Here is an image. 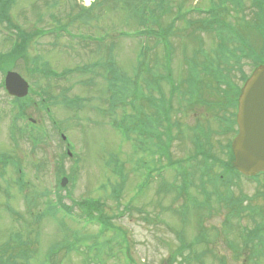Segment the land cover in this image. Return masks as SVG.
I'll return each mask as SVG.
<instances>
[{
    "label": "rangeland",
    "instance_id": "374dc122",
    "mask_svg": "<svg viewBox=\"0 0 264 264\" xmlns=\"http://www.w3.org/2000/svg\"><path fill=\"white\" fill-rule=\"evenodd\" d=\"M7 1H11L7 11H0V63L5 62L0 70V246L14 238L9 249L14 251L16 264H264L262 258L252 256L258 246L246 233L254 225L250 209L262 214L255 225L264 226V172L252 180L239 175L236 180L241 186L222 189L219 182L224 180V169L219 164L195 155L186 139L162 141L160 146L169 147L173 154L166 158L172 168L179 166L178 159L187 152L194 155L189 166L191 182L180 191L171 185H179L180 177L164 165L162 150L153 139L155 125L163 116L178 119L158 98V84L162 78L170 84L171 77L179 82L184 73L177 72V63L182 64L184 54L189 56L194 41L202 38L206 46L209 36L200 37L201 30L188 22L206 16L212 1L94 0L90 11L79 18L83 0ZM247 5L248 0H244V10ZM222 8L230 11L224 13V21L259 43L258 32L240 19L237 8ZM6 12L8 21L4 19ZM153 16L158 17L157 23ZM142 23L151 26L147 27L150 31L159 25L172 27L165 33L169 34L174 73L139 68L142 45L151 48L143 60L152 69L161 62L163 66L167 55L163 41L155 44L157 36L146 38L140 33L141 37L124 38L120 33L147 29ZM20 33L30 36L25 44ZM88 34L108 39L96 44ZM113 39L115 45L110 49L107 44ZM110 51H114L111 61L116 69L109 78L106 65L96 63L93 73L85 68L84 62L104 63L105 53ZM67 69L73 71L62 76L60 73ZM6 70L16 71L27 80L29 91L24 98H14L5 91ZM85 78L94 84L89 86ZM108 84L113 92L120 91L117 96L121 98L111 107L104 103L109 98ZM75 97L80 98V108L70 104ZM186 113L185 123L193 122L192 112ZM204 114L201 107L198 115ZM60 133L71 142L72 156L67 154V143ZM108 153L110 163L105 164ZM60 166L68 178L65 188L57 187ZM208 167L205 177H199V170ZM19 175L28 185L24 192L30 197L33 191L37 193L35 202L32 197L27 202L19 191ZM123 178L124 186L115 187ZM114 187L121 190L118 197H114ZM231 190L235 192L234 203H224L223 197ZM55 194L70 210L63 208L56 215L50 212L44 202L55 199ZM84 198L103 202L97 211L103 217V230L96 223L88 225L86 218L79 223L73 220L74 215H82L79 204ZM237 199L241 204H236ZM7 204L22 217L5 210ZM40 205L44 206L38 209ZM224 207L230 210L223 211ZM228 217L234 223L230 227ZM201 232L207 235L208 246L199 241L192 248H182L180 239L188 244ZM19 235L26 244L17 241ZM261 239L263 245L264 229ZM229 243L244 246L240 261L234 258V248H226ZM180 250L182 257L172 254Z\"/></svg>",
    "mask_w": 264,
    "mask_h": 264
},
{
    "label": "trees",
    "instance_id": "16d2710c",
    "mask_svg": "<svg viewBox=\"0 0 264 264\" xmlns=\"http://www.w3.org/2000/svg\"><path fill=\"white\" fill-rule=\"evenodd\" d=\"M8 3H9V1H8ZM8 3L7 2L2 3V0H0V8L4 12H5V9L7 10L6 7H7ZM208 21H209V19L208 20L201 21L198 24H205V23H208ZM257 31H258V34H259V37H260V39H258L259 43L253 42L251 39H249V41H248L247 44H248V47H249V50L250 51H251V46H254L255 44L257 45V48H258L257 58H259L262 62H264V6H261L260 13L258 15ZM29 37L30 36H25V37L23 36L22 37V33H20V37L19 38H22L21 41H22L23 44H25L27 42V40L29 39ZM216 46H217V48H225V46L222 45L221 42H218ZM249 50H248V53L250 55L251 52ZM19 51H21L20 48H19ZM261 61H259V62H261ZM91 62H92L91 66H88L89 63H91ZM91 62H89L88 64H85L86 62H84V66H85V68L87 70H92V68L94 67L95 62L94 61H91ZM4 63L5 62H1L0 63V70H2L1 69V65H3ZM73 69L64 70L60 74H62V76L63 75H66L69 72L73 71ZM166 73H167V71H166ZM55 74H58V73H55ZM56 76H59V75H56ZM45 77H48V76L45 75ZM171 79H172L171 80L172 81L171 83L174 84V85H172V86L169 85V89L167 91H165L162 88V86L160 84H158V87L160 88L158 90V93H160V96L163 97L166 100V103L168 104L169 108L172 110V108L174 106L173 101H175L174 97H176V92H177L176 91V89H177V86H176L177 83L175 85L174 79L172 77H171ZM184 80H185V82H184ZM184 80H182L183 81L182 84L183 85H188L187 82H188V80H190V75L184 76ZM201 80L202 81L205 80V81L209 82V81H212L213 80V76H210V75H207V74H202L201 75ZM85 81H86L87 84H90L89 86H92L94 84L93 81L87 82L86 78H85ZM150 81L151 80L148 79V83ZM180 86H182V85H180ZM108 91H109L108 102H104V103L106 104V106L109 104V106L111 107V105L115 103V100L121 99V98H119V96H117V94L120 91H114L113 92L111 90V88ZM235 95H237V94H235ZM160 96H159V98H161ZM185 99H186V101H191L192 102L194 98L191 96V97H187ZM71 101L73 102V103H70L71 106H78L77 108H80L81 107V105H80V98L75 97V99H71ZM181 103H185V101L184 102H180L178 104H181ZM197 104H198L197 102H194V105H197ZM171 110H170V112H171ZM158 123H159V125H157V124L155 125V132L153 134L154 135L153 139L155 140L157 146L162 150V152L160 153V155L161 156H164L165 158H167V157H170V154H169V151H168V148L169 147H167V148L165 146L161 147L160 145H161L162 141H168V142H171L172 141V140L169 139V138H171V136L173 134L172 130L174 131L180 125L181 122L178 119H175V120L172 121L171 119L166 118V115H165V116H163L158 121ZM217 129H219V128L214 129V133H216L217 135H219L220 137H222L221 139H219L220 137H218L217 135H216V137H214L212 135V132H211V135H209L203 128H200V129L198 128V133L196 135V137L198 139V142H197V146L196 147L199 150H201V152H199L198 150L197 151H198L199 154H202L205 158L211 160L213 163H217V162L218 163H221L222 162V163L226 164L229 167V169H232L233 170V165H232L233 155H232V152H231V149H230V144H229V142H227V144H225V145L223 144V142L225 141L226 138H228V136L227 135H225V137L221 136V133ZM225 129L228 130V127H225ZM179 132H180V130H179ZM176 135H179V134H175V136ZM226 147H227V150L225 149ZM220 148H221L222 152L221 151L217 152L216 150H218ZM218 155H219V157H217ZM214 159H216V161ZM201 176H202V178L205 177V172L204 171L201 173ZM216 180H217V178H216ZM182 181L185 183V179H183ZM184 183L181 185V189L184 188V186H185ZM26 198H27V196H26ZM33 199H34V202H35V198H33ZM86 206L88 208H91L92 207L95 210H100L101 209V208L99 209V207L101 206L100 203L99 202H96V201L86 202ZM36 210H38V209H36ZM17 215L18 216H21L20 213H17ZM196 239L197 238H195L192 241L188 242V244L181 241L182 248H186V247H188V245L190 246V248H192L193 244L196 243V241H195ZM4 244H3V246H4ZM4 251H5L4 248H0V252H1L0 253V257L3 255V252ZM11 253H13V251H10V254H7V257H8L9 260L13 256V254H11ZM172 254H174L175 256L177 254H179V256L182 257L183 256V250H180L179 252L172 253Z\"/></svg>",
    "mask_w": 264,
    "mask_h": 264
},
{
    "label": "water",
    "instance_id": "95a60500",
    "mask_svg": "<svg viewBox=\"0 0 264 264\" xmlns=\"http://www.w3.org/2000/svg\"><path fill=\"white\" fill-rule=\"evenodd\" d=\"M5 87L17 97L28 92L27 82L13 71L6 73ZM237 123L238 133L232 142L235 168L245 175L264 171V66L257 69L243 89ZM65 181L63 178L62 184Z\"/></svg>",
    "mask_w": 264,
    "mask_h": 264
}]
</instances>
